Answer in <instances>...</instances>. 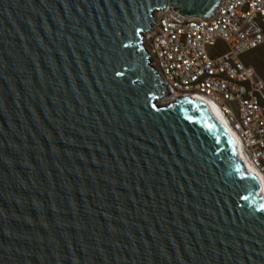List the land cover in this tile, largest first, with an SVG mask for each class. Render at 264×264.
Instances as JSON below:
<instances>
[{"label": "water", "instance_id": "obj_1", "mask_svg": "<svg viewBox=\"0 0 264 264\" xmlns=\"http://www.w3.org/2000/svg\"><path fill=\"white\" fill-rule=\"evenodd\" d=\"M219 2L0 0V264H264L259 180L142 40Z\"/></svg>", "mask_w": 264, "mask_h": 264}, {"label": "built area", "instance_id": "obj_2", "mask_svg": "<svg viewBox=\"0 0 264 264\" xmlns=\"http://www.w3.org/2000/svg\"><path fill=\"white\" fill-rule=\"evenodd\" d=\"M158 12L142 40L165 97L210 99L264 181V82L241 59L264 44V0H220L210 18ZM218 43L225 51L212 55Z\"/></svg>", "mask_w": 264, "mask_h": 264}, {"label": "bare ground", "instance_id": "obj_3", "mask_svg": "<svg viewBox=\"0 0 264 264\" xmlns=\"http://www.w3.org/2000/svg\"><path fill=\"white\" fill-rule=\"evenodd\" d=\"M196 100H198L199 102H201L207 106V108L211 111L212 115L216 118V120L223 126V128L226 130V132L234 140V143L236 144V150H237L239 158L243 161L246 170L249 171L252 175H254L259 180L260 187H261V193L264 194V181L261 178V176L259 175V173L250 164H248L245 161V159L241 153V150L239 148V142L237 141V139L235 138V136L231 132V123L227 120L226 117L223 116V113L221 112V110H217L215 108V105L213 104V102H211L210 99L198 98Z\"/></svg>", "mask_w": 264, "mask_h": 264}, {"label": "rangeland", "instance_id": "obj_4", "mask_svg": "<svg viewBox=\"0 0 264 264\" xmlns=\"http://www.w3.org/2000/svg\"><path fill=\"white\" fill-rule=\"evenodd\" d=\"M220 50L221 45L217 44L216 48L212 50V53H216ZM244 58H246L247 63L251 64L254 67L258 77L264 82V45L247 53L246 55H244ZM167 100V97H163L161 99V102L166 103Z\"/></svg>", "mask_w": 264, "mask_h": 264}, {"label": "crops", "instance_id": "obj_5", "mask_svg": "<svg viewBox=\"0 0 264 264\" xmlns=\"http://www.w3.org/2000/svg\"><path fill=\"white\" fill-rule=\"evenodd\" d=\"M218 44H220L221 45V50L220 51H218V52H216V53H212V55H217V54H220V53H222V52H224L225 51V47H224V45L222 44V43H218ZM264 45V44H263ZM262 46V45H261ZM260 47V46H259ZM259 47H257V48H259ZM256 48V49H257ZM255 50V49H254ZM253 51V50H252ZM249 52H251V51H249ZM249 52H247V53H249ZM247 53H245L244 55H246ZM244 55L242 56V61H243V63L245 64V65H249V66H252L251 64H249V63H247L246 62V58H244ZM253 67V66H252ZM254 68V67H253ZM257 74V73H256ZM258 76V75H257Z\"/></svg>", "mask_w": 264, "mask_h": 264}]
</instances>
